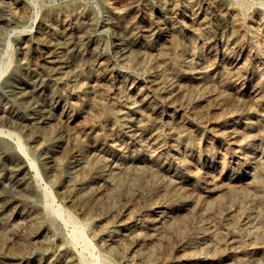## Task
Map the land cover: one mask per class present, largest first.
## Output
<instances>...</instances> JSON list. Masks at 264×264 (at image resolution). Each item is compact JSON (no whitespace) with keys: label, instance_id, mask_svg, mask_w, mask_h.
Here are the masks:
<instances>
[{"label":"bare ground","instance_id":"1","mask_svg":"<svg viewBox=\"0 0 264 264\" xmlns=\"http://www.w3.org/2000/svg\"><path fill=\"white\" fill-rule=\"evenodd\" d=\"M32 1L36 32L17 35L0 92L14 183L0 185V251L17 239L13 256L36 253L26 264H264V0ZM2 8L8 26L34 19L26 0ZM232 213L198 249L211 229L192 220Z\"/></svg>","mask_w":264,"mask_h":264},{"label":"rangeland","instance_id":"2","mask_svg":"<svg viewBox=\"0 0 264 264\" xmlns=\"http://www.w3.org/2000/svg\"><path fill=\"white\" fill-rule=\"evenodd\" d=\"M28 3L32 4V7L34 9V19H27L26 21L22 22V23H17L15 25L12 26H8L4 23H0V68L1 67H5L7 68L6 73L3 75V77L0 80V92H6L8 91V87L5 85V78L12 72V70L14 69V67L16 66V64L18 63V60L21 58V50L20 47L18 45L17 42V35L19 34V32H22L23 37H29V36H33L36 32V27H37V23L39 21V16H40V6L38 4H36L35 2H33L32 0H26ZM35 3V4H34ZM0 17H2L5 20H10L9 22H11V20H13L12 14L7 10V9H0ZM29 31V32H28ZM116 32L114 30H112V35L113 33ZM116 36V35H114ZM10 38V39H9ZM111 39V38H110ZM109 39V40H110ZM7 51V52H6ZM112 52V51H111ZM140 78H142L143 80L146 79L145 76H141ZM191 92H189L187 95L185 96H181L178 104L179 105H186L188 103H192L195 101L196 98L195 97V92L192 91V88H190ZM178 108V107H177ZM227 112V111H226ZM219 113V112H217ZM230 116L227 114V117ZM217 116H211L208 119H206L204 121L203 124H201L205 129H211V127H213V123L215 122H219L220 117L218 119H216ZM225 117H222V119H224ZM215 120V121H214ZM212 125V126H210ZM209 137L212 136V134H215V131L210 130L209 131ZM0 185H9L11 187L14 186L13 180L11 178V174L9 173V169L6 168L5 166L0 165ZM138 211L136 213V215L138 214H144L145 213V204L144 201L142 199H140L139 203H138ZM232 215H228L225 217L224 219V223L222 226H219L217 223L215 222L214 216H209V218L207 219H201L199 217H195V221L192 220V229L193 232L197 233L199 231L200 228H204L207 227L208 229H211L210 231L208 230L205 235L202 236L201 240L199 239L197 244V248L200 249V247H204L209 245L210 243L215 244L217 242V238L215 236L212 235V232L215 231H219L221 230L223 232V234H225L224 232L228 231L229 226L231 225L232 221ZM10 220L9 215H4L0 218V226L8 223ZM213 221V222H211ZM208 222V223H207ZM230 222V223H229ZM207 223V224H206ZM211 223V224H210ZM235 226L241 227L240 223H235L233 224ZM199 226V227H198ZM241 229V228H240ZM25 230V229H24ZM0 233H1V228H0ZM30 238L29 234L27 233V231L21 232V240H28ZM204 239V240H203ZM231 239V237H230ZM225 240V243H223V245H225L224 247L227 246V250H230V246H229V242ZM207 245H206V243ZM205 243V244H204ZM10 249L9 251L4 249L2 251H0V261L1 262H5L6 264H26L25 261H27L28 259H32L36 256V253H30V252H24L19 256H13L11 253L13 252H19L22 250V246L21 243L19 241L11 239L10 242ZM10 252V253H9ZM8 258V259H7ZM49 258V256H48ZM13 259V260H12ZM11 261V262H10ZM22 261V262H21ZM14 262V263H13Z\"/></svg>","mask_w":264,"mask_h":264}]
</instances>
